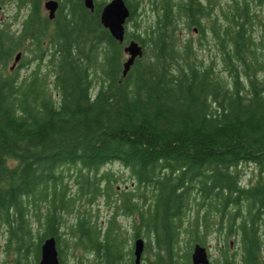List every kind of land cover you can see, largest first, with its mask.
I'll return each mask as SVG.
<instances>
[{"label":"trees","instance_id":"1","mask_svg":"<svg viewBox=\"0 0 264 264\" xmlns=\"http://www.w3.org/2000/svg\"><path fill=\"white\" fill-rule=\"evenodd\" d=\"M58 1L51 19L45 0H0L20 21L0 25V232L14 264H38L51 236L60 264L69 244L94 256L78 264H135L122 213L147 264H192L213 235L216 264H264V0H125L123 43L101 21L109 0ZM132 39L144 55L122 77ZM101 198L106 227L81 209Z\"/></svg>","mask_w":264,"mask_h":264},{"label":"rangeland","instance_id":"2","mask_svg":"<svg viewBox=\"0 0 264 264\" xmlns=\"http://www.w3.org/2000/svg\"><path fill=\"white\" fill-rule=\"evenodd\" d=\"M223 2L226 0H222ZM17 12V8L15 6V3H10V2H6V3H2L0 4V25L7 22H10L12 24V26L14 28L19 27L20 26V21L16 22L15 20V16L14 14H16ZM44 12L48 15V11L44 8ZM20 16L18 17V19H20V17H23L27 14V10L24 8H22V10L19 12ZM146 17L149 18L150 20L153 19V13L150 10V8L147 6V13H146ZM13 21V22H12ZM6 24V23H5ZM189 32V31H188ZM188 32L186 30H184V34H188ZM183 33V32H182ZM193 35H195V31L192 32ZM204 55H208L211 54L210 51H205L203 52ZM23 55V53H22ZM22 55L21 58L19 59V61L16 62V64L20 63V60L22 59ZM124 57H128V55L126 54V52H124ZM15 63V58L9 63V66H12V64ZM34 65H31L29 68H32ZM26 73V70H23V74ZM108 168H112L113 171H117L119 173H123L125 170L123 168L120 167V165L118 163L115 164H111L108 166ZM244 171V182L249 180L250 178H252L253 180L255 179V175H256V169L254 167V165H242L241 167ZM123 175V174H122ZM126 178V181H120L118 183V185L116 186L119 190L121 188H126L128 187L131 183L129 181L128 176L125 174L124 175ZM74 189L75 186H74ZM84 208H88L90 210V212H92L95 216H96V221L98 224L102 225L103 227H106L109 220L112 217V208H109L108 206L105 205L104 200L101 198L99 203H94V204H87V202L84 203V205L81 207V209L83 210ZM69 220L72 219V217L68 216L67 217ZM135 219V215H128L125 213L120 214L119 216H117V221L124 226L125 228V232L123 234L124 238H127V248L129 249L130 247L134 246V242L135 239L132 238L133 235V229H132V223L134 222ZM144 239L147 242V238L144 237ZM5 237L4 235H2V231L0 232V264H14V254L11 252L10 254H8L4 248L5 246ZM208 250L212 259V264H216L217 260L220 259V255H221V251H220V243L219 240L217 238V235H213L212 237H210L209 243H208ZM232 250L236 248V245L233 243L231 246ZM65 249V257L67 260V264H78V260L82 259L85 262H87L88 260H92L94 259V256L92 254L90 255H86L85 251L82 248L79 247H72L71 244H69V246H64ZM74 253V256L73 254ZM149 257V254L147 252V250L145 249L144 253H143V258H142V264H147V260L145 257ZM151 258H153V256L150 255Z\"/></svg>","mask_w":264,"mask_h":264},{"label":"water","instance_id":"3","mask_svg":"<svg viewBox=\"0 0 264 264\" xmlns=\"http://www.w3.org/2000/svg\"><path fill=\"white\" fill-rule=\"evenodd\" d=\"M85 6L91 11L95 9V0H84ZM58 0H45L44 8L51 19L56 17L59 8ZM130 16V9L125 0H109L101 12V21L109 29L111 34L123 43L126 34V24ZM124 51L128 55L123 63L122 77H126L138 57L144 55V48L139 41L132 39L125 46ZM22 52L15 56V62L19 61ZM145 249V239L138 237L134 242L135 264H141ZM192 264H212L209 250L206 246L197 243L191 254ZM38 264H60L57 240L54 236L47 237L41 245V257Z\"/></svg>","mask_w":264,"mask_h":264},{"label":"flooded vegetation","instance_id":"4","mask_svg":"<svg viewBox=\"0 0 264 264\" xmlns=\"http://www.w3.org/2000/svg\"><path fill=\"white\" fill-rule=\"evenodd\" d=\"M17 66H18V64H16V62H15V63L12 64L11 68H12V69H15ZM142 258H143V257H142ZM141 264H142V261H141Z\"/></svg>","mask_w":264,"mask_h":264},{"label":"bare ground","instance_id":"5","mask_svg":"<svg viewBox=\"0 0 264 264\" xmlns=\"http://www.w3.org/2000/svg\"><path fill=\"white\" fill-rule=\"evenodd\" d=\"M146 247V246H145Z\"/></svg>","mask_w":264,"mask_h":264}]
</instances>
